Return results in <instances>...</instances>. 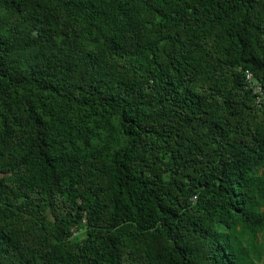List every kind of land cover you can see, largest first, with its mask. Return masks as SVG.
Instances as JSON below:
<instances>
[{
    "label": "trees",
    "instance_id": "1",
    "mask_svg": "<svg viewBox=\"0 0 264 264\" xmlns=\"http://www.w3.org/2000/svg\"><path fill=\"white\" fill-rule=\"evenodd\" d=\"M247 71L264 0H0V264H264Z\"/></svg>",
    "mask_w": 264,
    "mask_h": 264
},
{
    "label": "built area",
    "instance_id": "2",
    "mask_svg": "<svg viewBox=\"0 0 264 264\" xmlns=\"http://www.w3.org/2000/svg\"><path fill=\"white\" fill-rule=\"evenodd\" d=\"M246 78H247V81L248 83L250 84V86L254 87V91L256 93H259L260 96L258 97V99H263L264 98V93H263V90H262V87L260 86V84H255L252 80H253V76H252V73L247 71L246 73Z\"/></svg>",
    "mask_w": 264,
    "mask_h": 264
},
{
    "label": "rangeland",
    "instance_id": "3",
    "mask_svg": "<svg viewBox=\"0 0 264 264\" xmlns=\"http://www.w3.org/2000/svg\"><path fill=\"white\" fill-rule=\"evenodd\" d=\"M76 233H77V234H76L77 237H80V238H81V237L84 236V232H82V231H80V232H76Z\"/></svg>",
    "mask_w": 264,
    "mask_h": 264
}]
</instances>
